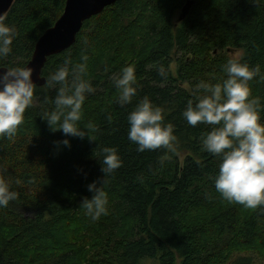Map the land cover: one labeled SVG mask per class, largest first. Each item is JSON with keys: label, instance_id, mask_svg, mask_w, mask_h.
Listing matches in <instances>:
<instances>
[{"label": "trees", "instance_id": "16d2710c", "mask_svg": "<svg viewBox=\"0 0 264 264\" xmlns=\"http://www.w3.org/2000/svg\"><path fill=\"white\" fill-rule=\"evenodd\" d=\"M186 1L117 0L85 20L69 48L47 57L45 84L34 86L22 123L11 137L0 136V177L17 193L0 207V264H264V206L222 198L214 184L219 157L202 144L211 126H190L182 116L189 100L205 94L196 86L222 83L225 64L238 59L259 69L248 81L249 99L258 101L264 124V0H193L178 21ZM64 4L14 0L4 23L16 35L0 67H24ZM237 49L240 57H230ZM85 55L92 91L77 127L89 136L65 137L44 120L59 87L48 79L65 57L78 64ZM128 65L135 66L136 95L121 105L114 80ZM144 97L173 126L176 152H139L128 139L127 117ZM105 147L121 160L108 175L101 171ZM93 181L108 200L97 220L81 205Z\"/></svg>", "mask_w": 264, "mask_h": 264}, {"label": "clouds", "instance_id": "9594fccd", "mask_svg": "<svg viewBox=\"0 0 264 264\" xmlns=\"http://www.w3.org/2000/svg\"><path fill=\"white\" fill-rule=\"evenodd\" d=\"M0 15V58L12 51L15 38L14 27L4 23ZM88 57L82 56L81 63L74 64L71 57H65L63 65L48 79L50 87L59 85L54 98L55 109L46 113V120L53 131H62L65 137L84 138L86 131L77 127L81 119L82 105L86 94L92 91L90 82L84 79ZM227 78L222 83L210 84L201 81L196 87L204 95H197L196 102H187L182 112L190 126L204 124L211 130L202 138L204 150L218 156L220 163L214 177L215 189L223 199L243 205L248 209L264 206V124L260 122L258 101L249 99L248 81L259 73L258 68L250 69L247 63L229 59L224 66ZM160 75L165 76L163 67ZM33 70L26 67H9L0 73V136L14 135L22 123L25 110L32 105L34 82ZM71 78V79H69ZM135 66L128 65L120 70L114 84L119 92L118 102L127 105L136 95ZM62 118V122H61ZM130 125L128 139L135 143L137 151L164 148L176 152V136L173 126L163 125L160 108L154 107L148 97L139 101L127 117ZM59 127H55L56 125ZM88 130L94 129L89 123ZM89 136V135H88ZM61 143L70 147V141ZM101 171L111 174L121 166L115 148L102 149ZM91 198L82 200L85 214L97 220L107 213V194L93 181L88 186ZM17 198L9 184L0 177V207H7Z\"/></svg>", "mask_w": 264, "mask_h": 264}, {"label": "water", "instance_id": "95a60500", "mask_svg": "<svg viewBox=\"0 0 264 264\" xmlns=\"http://www.w3.org/2000/svg\"><path fill=\"white\" fill-rule=\"evenodd\" d=\"M14 0H0V15H5ZM117 0H66L64 9L55 23L43 31L34 44L30 59L24 67L33 70L34 85L43 86L45 78L41 75L47 57L58 54L69 48L76 39V34L85 20L100 13L106 6ZM193 0H187L180 9L177 20H182L193 5ZM0 67V73L6 71Z\"/></svg>", "mask_w": 264, "mask_h": 264}, {"label": "rangeland", "instance_id": "374dc122", "mask_svg": "<svg viewBox=\"0 0 264 264\" xmlns=\"http://www.w3.org/2000/svg\"><path fill=\"white\" fill-rule=\"evenodd\" d=\"M229 55H230V57H233V58H239L240 57V55H241V50L240 49H237L236 51H231L230 53H229ZM176 63L173 61V62H171L170 63V68L173 70V71H175V69H176ZM213 203H212V201H211V205H212ZM243 207V206H242ZM195 216L196 217H198V215L197 214H195ZM256 262V261H255ZM257 262H260V261H257ZM256 262V263H257ZM260 263H264V261L263 262H260ZM148 264H154V262H150V263H148ZM176 264H180V260L179 259H176Z\"/></svg>", "mask_w": 264, "mask_h": 264}, {"label": "bare ground", "instance_id": "6f19581e", "mask_svg": "<svg viewBox=\"0 0 264 264\" xmlns=\"http://www.w3.org/2000/svg\"><path fill=\"white\" fill-rule=\"evenodd\" d=\"M66 1V0H65ZM65 5V4H64ZM63 12V11H62ZM62 14V13H61ZM59 18V17H58ZM55 23V22H54ZM51 27V26H50ZM35 86V85H34Z\"/></svg>", "mask_w": 264, "mask_h": 264}]
</instances>
